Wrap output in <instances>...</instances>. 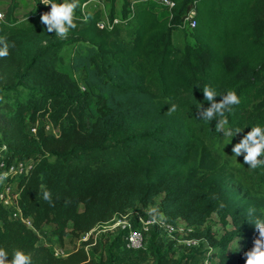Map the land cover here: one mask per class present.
Masks as SVG:
<instances>
[{"label": "trees", "instance_id": "obj_1", "mask_svg": "<svg viewBox=\"0 0 264 264\" xmlns=\"http://www.w3.org/2000/svg\"><path fill=\"white\" fill-rule=\"evenodd\" d=\"M34 1L20 17L17 0H0V37L13 45L0 57V149L33 160L19 187L34 230L0 206L7 260L22 250L31 264H115L110 254L99 257L105 244L92 232L131 210L155 207V218L192 229L185 240L207 244L210 261L245 264L243 254L258 237L251 222L264 217V168H236L220 149L226 138L239 142L264 125V0H170L171 13L151 0L133 9L123 0L120 10L118 0H98L104 9L93 10V0H79L67 39L47 32L43 6ZM192 10L195 28L183 25ZM130 12L127 26H97L104 13ZM206 85L237 92L241 103L226 115L228 127L242 133L225 137L215 121L198 118L201 106L209 107ZM213 216L231 226L222 237L206 227ZM48 228L61 245L90 237L70 255L55 256L38 234ZM165 240L149 241L154 264L191 263L192 257L175 260V242Z\"/></svg>", "mask_w": 264, "mask_h": 264}, {"label": "clouds", "instance_id": "obj_2", "mask_svg": "<svg viewBox=\"0 0 264 264\" xmlns=\"http://www.w3.org/2000/svg\"><path fill=\"white\" fill-rule=\"evenodd\" d=\"M45 6L50 5V12L43 13L40 17L41 23L46 26L48 33H55L61 39H67L71 30L76 29L77 19L75 12L79 6V0H63L62 3H55L52 0H42ZM3 15L0 14V20ZM10 45L5 37H0V57H6L9 54ZM203 94L209 107L204 108L203 105L198 110V118L212 122L215 121V131L222 133L225 137H235L242 133L240 128H230L229 120L226 113H231L235 106L241 103V99L235 90H229L226 94H220L215 88L206 85L203 88ZM217 97L220 100L217 101ZM176 105L173 104L168 112L176 111ZM233 156L240 157L243 155L244 163L251 170L264 168V125L256 124L251 127V131L243 135L242 139L232 148ZM7 178V173L0 174V182ZM44 199L50 201L51 193L45 191ZM223 207V205H221ZM157 209L153 208L152 213H156ZM255 209H249L248 215L253 216ZM258 232V237L253 240V247L243 254L245 264H264V217H256L252 222ZM7 251L0 247V264H31L30 254L24 253L22 250H16L12 256V260H7Z\"/></svg>", "mask_w": 264, "mask_h": 264}, {"label": "built area", "instance_id": "obj_3", "mask_svg": "<svg viewBox=\"0 0 264 264\" xmlns=\"http://www.w3.org/2000/svg\"><path fill=\"white\" fill-rule=\"evenodd\" d=\"M128 1H130V7L133 9L134 5L142 0ZM93 2H98V0H93ZM40 3L43 6L44 13L50 12V5L45 6L42 3V0H40ZM151 3L156 4L159 8H166V11L170 13L175 7V3L170 0H151ZM87 7V3L82 7L84 17H86L87 14ZM0 14L3 15L2 12H0ZM194 16L195 12L193 10L190 11L184 18L183 25L190 28H195L196 21L194 20ZM132 20L133 12L128 13V15L125 17H110L107 13H104V17L101 18V20L97 23V26L101 30L112 31L116 27L129 25ZM40 122L43 121H38L36 125L31 127V134L37 133L38 125ZM43 124L45 125L47 131L55 133V130L53 129L51 124H49L48 122H45ZM32 164V159L20 160L11 158L6 146L0 149V174L7 173V178L0 182V206H2L7 211V214L11 220H21L29 229L34 230L32 219L25 218L20 208L19 187V183L21 182V180L30 172ZM112 222H114L112 228L115 230H119L122 233L126 242V247L130 250L144 249L146 237L154 229H159L160 232L165 233L166 240L174 239L178 235L179 231H183V233L185 234H187L188 232H192V229L187 230L180 224L176 226L167 224L162 217L155 218L151 214L147 216L141 214L131 216V214L129 213L125 216L114 218L106 224ZM38 234L40 235L41 239L42 233L38 232ZM89 235L84 238V241L88 240ZM198 242L200 241L188 240L187 243L195 246ZM43 243L47 245L45 242ZM54 254L55 256H64V252L62 250H54Z\"/></svg>", "mask_w": 264, "mask_h": 264}, {"label": "rangeland", "instance_id": "obj_4", "mask_svg": "<svg viewBox=\"0 0 264 264\" xmlns=\"http://www.w3.org/2000/svg\"><path fill=\"white\" fill-rule=\"evenodd\" d=\"M4 5H6L9 0H1ZM19 4V8L17 9V13L20 17H23L25 13L31 11L35 6L34 0H17ZM123 4V0H118L117 7L120 10ZM104 9L103 4H98L97 2H93L90 4L89 9ZM107 12L109 9L105 8ZM177 36H183L181 33H178ZM72 55V49H68L64 52L65 61H69L70 56ZM238 143L237 140L226 138L221 145V154L225 160H229L233 166L236 168L244 167L245 164L243 160V155L240 157L233 156L232 148ZM152 207L144 213H142L139 209L131 210V216L136 214H143L147 216L149 214L153 215ZM156 209V208H155ZM114 222L109 224L99 225L93 231V237L95 239L102 238L105 244L104 250L99 254V257H105L107 254H110L114 260L115 264H154L152 257L149 253L148 246L150 240H158L166 239V235L163 232H160L159 229H154L151 231L145 240L144 249L130 250L126 247L125 239L122 233L119 230H115L112 228ZM183 228H186L185 225L180 224ZM206 227L212 229L214 233L218 235V237H222L231 229V226H223L217 216H213ZM186 234L183 231H179L178 235L172 239L174 241V252L171 254L175 260H183L186 257H192V261L190 264H217L216 260H209V248L208 245L204 242H198L195 246L188 244V240H185ZM90 237V235H89ZM85 238V237H84ZM42 239V241H41ZM40 241L45 242L49 247H51L55 251L62 250L64 252V257L70 255L75 252L81 246L82 240H72L71 238L65 239V244L61 245L59 241L54 237V235L50 232V229H46L45 232L41 234ZM166 241V240H165ZM44 244V243H43ZM45 245V244H44ZM45 245V246H47Z\"/></svg>", "mask_w": 264, "mask_h": 264}]
</instances>
